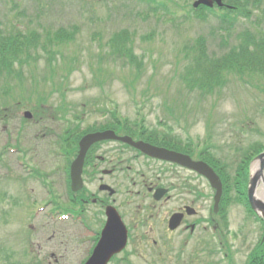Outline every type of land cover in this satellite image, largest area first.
I'll return each mask as SVG.
<instances>
[{
    "label": "rangeland",
    "instance_id": "obj_1",
    "mask_svg": "<svg viewBox=\"0 0 264 264\" xmlns=\"http://www.w3.org/2000/svg\"><path fill=\"white\" fill-rule=\"evenodd\" d=\"M193 1L153 0V4L161 8L154 12L142 0H0V28L3 32L12 33L18 27L26 34L34 31L37 35L36 45L28 49L32 57L23 65H12L14 70H19L21 77H7L0 73V109L7 105L14 109L9 110L13 117L3 118L4 112H0V153L7 145L14 146L17 142L25 151L12 153L8 148L9 152L3 157L5 161H0V189L9 191L6 201H2V207L7 209L6 222L1 223L0 215V236L7 235L6 245L8 241L11 245L12 229L17 240L20 224L22 227L42 225L37 232L78 225L71 221L72 218H44L41 212L33 217L30 214L33 209L43 205L39 200L48 198L47 189L33 181L29 174L28 179H9L13 177L12 171L18 177H27L17 163V156H22L27 165L36 166L45 174L46 182L49 173L59 172L60 175L57 173L49 181L54 183L55 197L66 199V187L61 181L64 159L55 157V152L61 150L58 146L60 134L57 133L67 125L52 115L59 106L67 109L68 124L78 125L81 130L100 127L112 118L110 113L102 112L101 107L116 108L119 117L129 120L143 116L148 125H157L160 130L163 126L158 125V120H162L164 130L171 127L172 133L178 134L184 142L193 140L198 151L208 145L221 162L229 164V168L235 166L239 155L251 145L264 144L262 76L249 72H223L220 87L215 88L214 93L198 88L191 90L182 82L194 54L190 48L196 40L202 39L207 55L221 56L240 43L241 32L264 30V13L251 7L249 16L231 14L234 24L228 30L218 29L222 24L220 19L210 11L198 17L199 14L192 10ZM61 29L74 32L75 38L67 43H49L46 47L56 55L49 59L52 54L43 48L44 40L47 35L53 36ZM122 29L129 31L134 52L143 62L141 72L125 64L123 59L116 60L115 55H108L107 41ZM31 105L39 112L37 119L33 117L37 123L21 124L22 112L31 110ZM170 108L174 112L170 113ZM75 112L79 113V123L74 121ZM19 129L21 136L17 132ZM30 146L35 150L27 151ZM5 162L8 167H5ZM132 164L139 169L136 161ZM142 168L146 169L145 165L142 164ZM4 171L6 180L2 178ZM12 198L18 202V207ZM261 226L244 205L234 202L229 205V232L226 235L238 264L243 263L249 248L261 235ZM24 232H20L21 238L27 236ZM48 232L37 238L30 255L22 253L23 246L27 244L22 243L17 248L21 264H29L34 255H38L42 264H55L54 257L50 256L53 244L47 239L51 234ZM219 239L214 242L211 263L227 264L219 251L221 247H215ZM196 244L197 241L191 243L180 258L191 261L190 250ZM198 247L202 253L192 264H209L210 255L205 250L211 251L210 239L199 240ZM11 250L14 251L13 248ZM67 254L69 256L59 264H75L70 260V253ZM15 258L13 252L6 262L12 264ZM4 263L0 259V264Z\"/></svg>",
    "mask_w": 264,
    "mask_h": 264
},
{
    "label": "flooded vegetation",
    "instance_id": "obj_2",
    "mask_svg": "<svg viewBox=\"0 0 264 264\" xmlns=\"http://www.w3.org/2000/svg\"><path fill=\"white\" fill-rule=\"evenodd\" d=\"M117 132L118 135L135 134L133 131ZM132 134L134 139L190 154L175 149L169 143L135 138ZM132 161L137 162L139 169ZM142 164L146 169L142 168ZM67 165L63 205L65 212L76 216L79 226H59L52 228L51 232H28L30 240L34 238L33 234L38 237L51 233L47 239L53 244L50 256L54 257L56 264L67 258V253H70L72 263L85 264L93 248L103 239L108 211L112 208L118 212L126 228L127 243L124 250L111 257L108 264H192V261L198 260L199 240H214L215 234L221 231L215 219L219 213L215 215L212 206L214 190L206 179L199 178L190 169L142 154L123 142L105 140L90 148L82 168L81 188L70 192V163ZM2 173V178L6 180V171ZM6 193V189H0L4 199ZM54 207L56 209L52 213L64 212L60 203ZM20 232L21 229H18L16 241L14 232L10 233L9 246L13 249H17L23 240ZM220 233L223 238L226 237L225 233ZM6 237L0 236L4 259L7 258L9 243L6 245ZM113 238L112 233L107 235V239ZM259 239L264 242V235H259ZM195 241L197 244L190 250L191 261L180 258ZM221 244L223 246L224 242ZM14 254L18 259L19 253ZM207 261L211 262L210 259Z\"/></svg>",
    "mask_w": 264,
    "mask_h": 264
},
{
    "label": "trees",
    "instance_id": "obj_3",
    "mask_svg": "<svg viewBox=\"0 0 264 264\" xmlns=\"http://www.w3.org/2000/svg\"><path fill=\"white\" fill-rule=\"evenodd\" d=\"M142 1L150 5L153 8L152 11L154 12H158L159 9H161L159 6L153 4V0ZM236 1L237 9L235 10V13H237V15L249 16L251 13V7L256 9L259 8L262 13H264V7L262 8L263 0ZM202 8L204 11H202L201 14L197 13L199 14V17H202L203 14H205L207 11H210L206 7ZM231 12L234 13V11ZM231 12L226 11L221 16H219L222 24L218 26V29L228 30V28L234 24V17L231 16ZM15 28L16 29H14L12 33H5L0 28V73L6 74L7 77L10 75L20 76L18 73L19 70H14L12 65H23L24 62H27L28 58L32 57L28 54V49L31 46L36 45L35 40H37V35L34 31H30L28 34H26L18 27ZM74 38V32H69L64 29L57 30L53 36L47 35L46 39L44 40L45 42L43 43V48L51 52L52 56L48 58L54 59L56 56L53 54L54 52L51 49L49 50L46 47L49 43H67L68 41H72ZM131 41V35L127 29H122L115 32L106 43L110 50L108 55H115L116 60L123 59L125 64L129 65L130 67L133 66L132 68L141 72L143 68V62L135 54ZM190 50H192L194 54L191 56L188 67L185 69L182 82L187 88L191 90L198 88L206 93H214L215 88L217 89V87H220L219 82L221 81L222 77H224L223 72H249L264 78V30L248 29L244 32H241L240 43L238 42L236 45L232 46L228 52L218 56L219 58L215 55H207L206 49L203 48L202 39L196 40L195 44L190 48ZM100 60L101 59H99V61ZM66 111L67 109L63 110V106H59L53 111L54 114L52 115L56 120L62 121L63 124H67L61 133H57V135L60 134V145L58 146H60L61 149L65 150L66 152L69 151L71 154L75 152L76 142L81 134L93 129H100L108 126L114 128L124 127L125 129H131L135 132L136 130L142 131V133H140L138 136H145L151 139H158L156 134H160L163 136L161 139H165V141L168 143H171V141H179V143H181L180 139H177L179 136L172 133L171 127H168L165 130V133L157 126L147 125L145 123L146 119L143 116L133 120H129L126 117H119L116 108L108 109L107 107H101V111L110 113L112 118H110V120L100 127H88L87 130L83 131L78 125L71 126L68 124L66 119H68L69 113L67 115ZM169 111L170 113L174 112V110L171 108ZM74 114V121L79 123V113L75 112ZM40 115H42V113H40ZM161 123V121H158L159 125ZM150 132L151 134L149 135L148 133ZM170 134H173V136ZM186 144L188 146L190 145V143ZM173 145L176 147L180 146V144L176 142ZM250 147L251 151H249ZM250 147L246 149L242 155H239V161L236 162L233 168H229V164L226 162L222 163L217 157L212 156L208 146H205L203 152L200 154L204 155L205 159L214 165L223 180L224 192L221 200V212L223 217L225 216V209L228 204H231L232 202H245L247 204L246 184L248 179V165L253 154L264 149V144L251 145ZM225 257L228 261V264H235L231 254L228 251ZM243 264H264V242L259 240L253 246Z\"/></svg>",
    "mask_w": 264,
    "mask_h": 264
},
{
    "label": "water",
    "instance_id": "obj_4",
    "mask_svg": "<svg viewBox=\"0 0 264 264\" xmlns=\"http://www.w3.org/2000/svg\"><path fill=\"white\" fill-rule=\"evenodd\" d=\"M214 0H197L194 5L203 3L212 5ZM218 4H222L221 0H215ZM29 115L28 112L25 113ZM116 138L137 147L142 152L150 156L161 158L165 160L174 161L183 166L191 168L198 173L205 176L212 187L216 189L214 200L215 210L217 209L220 195L222 192V183L216 172L204 161L192 160L188 155L167 150L165 148L157 147L143 141H133L129 136H116L114 131L106 130L103 132H94L84 135L79 141V151L71 165L72 187L77 190L81 187L80 173L86 151L94 142L102 139ZM260 188V189H259ZM248 200L254 211L264 218V151L256 155L251 164V171L249 175ZM261 194V196L259 195ZM105 235L103 241L94 249L93 255L88 260L87 264H106L113 253L120 251L126 241V232L123 224L120 221L116 210L112 208L108 211L107 227L104 230ZM113 234V239H107L108 234Z\"/></svg>",
    "mask_w": 264,
    "mask_h": 264
}]
</instances>
